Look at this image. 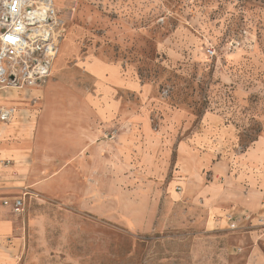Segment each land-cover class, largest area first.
I'll list each match as a JSON object with an SVG mask.
<instances>
[{"label": "rangeland", "instance_id": "1", "mask_svg": "<svg viewBox=\"0 0 264 264\" xmlns=\"http://www.w3.org/2000/svg\"><path fill=\"white\" fill-rule=\"evenodd\" d=\"M54 1L64 32L51 74L10 89L15 118L0 121L35 147L12 211L19 264H244L203 222L175 145L229 175L264 138V0ZM212 166L198 170L206 183Z\"/></svg>", "mask_w": 264, "mask_h": 264}, {"label": "crops", "instance_id": "2", "mask_svg": "<svg viewBox=\"0 0 264 264\" xmlns=\"http://www.w3.org/2000/svg\"><path fill=\"white\" fill-rule=\"evenodd\" d=\"M108 67L110 78L115 80L114 84L117 87L129 85L125 77L114 72L115 66ZM12 92L14 90H2L0 108L12 107L16 113L12 100L14 98L10 95ZM137 115L136 119H142V113ZM14 118L15 114L11 120ZM143 133L148 135L145 129ZM27 135L26 129L11 133L8 128L0 127V264H19L21 235L17 233L12 203L20 197V193L29 192L30 185L26 184L27 176L22 172H24L23 168L29 164L28 151L35 147L25 137ZM88 135L91 134L88 133ZM82 141L86 143L85 138ZM31 144V148L23 147L31 146ZM34 144L37 149L40 148L36 142ZM175 150L176 166L181 167L178 170L175 168V172L179 173L183 165L193 166L191 170H188L187 182L196 192L201 191L200 203L205 213L203 222L207 226L211 225V229L223 231L229 248L234 253L245 256L244 264H264V236L261 233L262 230L256 225L257 217H264V138L254 141L251 148L238 161L239 163L236 162L237 165L229 175L224 172L216 175L217 164L224 163L220 160L212 163V157L208 152L189 147L183 141L175 145ZM77 160H81L80 155ZM209 163L213 164L211 169L214 170V180L206 183L207 180L198 173V170ZM3 200H7L8 203L4 204ZM230 212L236 218L245 214L250 215L252 219L250 222H244L241 219L238 222V229L229 230L225 216ZM129 223L133 227L142 226V222L134 218H131Z\"/></svg>", "mask_w": 264, "mask_h": 264}, {"label": "built area", "instance_id": "3", "mask_svg": "<svg viewBox=\"0 0 264 264\" xmlns=\"http://www.w3.org/2000/svg\"><path fill=\"white\" fill-rule=\"evenodd\" d=\"M64 32L54 0H0V90H26L42 85L51 74ZM209 49L208 54L212 55ZM15 114L12 107L0 108V121L8 122ZM7 204V200L2 201ZM23 197L12 203V211H21ZM227 228H239V221L252 219L233 213L225 216ZM257 226L264 236V217H257Z\"/></svg>", "mask_w": 264, "mask_h": 264}]
</instances>
